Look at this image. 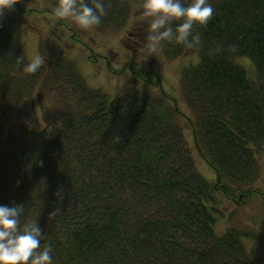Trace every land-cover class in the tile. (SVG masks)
<instances>
[{"label": "trees", "instance_id": "trees-1", "mask_svg": "<svg viewBox=\"0 0 264 264\" xmlns=\"http://www.w3.org/2000/svg\"><path fill=\"white\" fill-rule=\"evenodd\" d=\"M103 2L96 29L133 16L131 0ZM210 3L211 21L194 29L199 46L165 41L161 50L166 60L196 56L180 71L187 114L154 89L111 98L69 61L25 73L29 60L0 23V205H24L21 227L38 221L53 264H254L245 241L257 232L215 225L219 195L264 207V0ZM140 78L149 89L161 82L152 71ZM42 91L47 122L35 130L19 117ZM183 124L214 182L197 172Z\"/></svg>", "mask_w": 264, "mask_h": 264}, {"label": "rangeland", "instance_id": "rangeland-1", "mask_svg": "<svg viewBox=\"0 0 264 264\" xmlns=\"http://www.w3.org/2000/svg\"><path fill=\"white\" fill-rule=\"evenodd\" d=\"M142 3L143 0H131L128 10L133 16L129 17L127 22L122 20L120 24L95 28L91 33L79 29L71 21L55 17L53 0H20L14 6L22 9V13L17 9V12L6 13L0 23L7 28L6 35L9 34L16 41L26 58L30 60L36 54L45 56L43 72L50 73L57 61L72 62L89 88L116 98L129 89L140 92L146 89L149 92H152L151 89L157 91L159 84L150 82L153 85L150 89L142 86L145 82L141 80L140 75L152 71L159 74L162 90L173 96L178 101L181 112L187 114L179 95L180 71L183 67L195 63L196 56L188 55L174 60H166L161 52L150 56L145 48L149 35L145 26L148 22L137 19L142 11ZM251 69L249 67V70ZM150 75L152 76V73ZM153 80L152 77L151 81ZM42 94V99L38 101L39 94L36 97L34 93L31 101H26L27 115L19 117L28 128H45L47 115L41 111L47 92L42 91ZM61 96L63 98L65 94L61 92ZM183 127L192 158L196 161L197 172L206 181L214 182L213 170L195 151L189 128L184 124ZM258 161L264 176V146L258 153ZM263 176L257 183V188L261 191H264ZM218 199L224 219L217 221L216 231L219 234L226 229L256 231L259 239L246 240V249L254 264H264V207L261 199L252 198L239 207L222 199L220 195Z\"/></svg>", "mask_w": 264, "mask_h": 264}, {"label": "clouds", "instance_id": "clouds-1", "mask_svg": "<svg viewBox=\"0 0 264 264\" xmlns=\"http://www.w3.org/2000/svg\"><path fill=\"white\" fill-rule=\"evenodd\" d=\"M20 0H0V21L14 10ZM58 0L53 15L71 21L79 29L91 33L106 15L103 0ZM214 9L210 0H143L137 19L148 22L145 48L150 56L158 55L164 42H175L193 49L201 44L197 27H206ZM219 51V49H216ZM22 59V58H21ZM46 63L45 56L36 54L24 67V72L34 74ZM24 205H0V264H53L51 246L41 247L42 231L38 221L26 222L21 227L20 217Z\"/></svg>", "mask_w": 264, "mask_h": 264}]
</instances>
